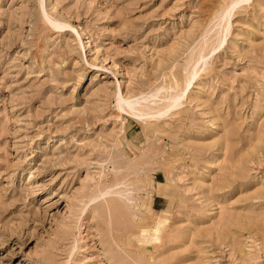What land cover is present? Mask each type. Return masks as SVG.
I'll return each instance as SVG.
<instances>
[{"label": "rangeland", "instance_id": "1", "mask_svg": "<svg viewBox=\"0 0 264 264\" xmlns=\"http://www.w3.org/2000/svg\"><path fill=\"white\" fill-rule=\"evenodd\" d=\"M0 264H264V0H0Z\"/></svg>", "mask_w": 264, "mask_h": 264}]
</instances>
